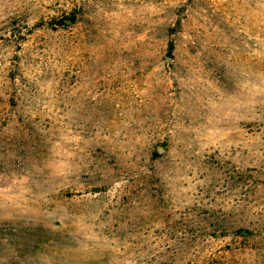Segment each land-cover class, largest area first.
<instances>
[{
    "label": "rangeland",
    "instance_id": "rangeland-1",
    "mask_svg": "<svg viewBox=\"0 0 264 264\" xmlns=\"http://www.w3.org/2000/svg\"><path fill=\"white\" fill-rule=\"evenodd\" d=\"M0 264H264V0H0Z\"/></svg>",
    "mask_w": 264,
    "mask_h": 264
},
{
    "label": "water",
    "instance_id": "water-1",
    "mask_svg": "<svg viewBox=\"0 0 264 264\" xmlns=\"http://www.w3.org/2000/svg\"><path fill=\"white\" fill-rule=\"evenodd\" d=\"M159 150H162V147H159Z\"/></svg>",
    "mask_w": 264,
    "mask_h": 264
}]
</instances>
